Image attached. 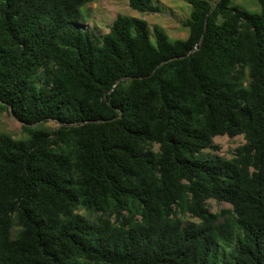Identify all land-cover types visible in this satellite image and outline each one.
Wrapping results in <instances>:
<instances>
[{
    "label": "trees",
    "instance_id": "trees-1",
    "mask_svg": "<svg viewBox=\"0 0 264 264\" xmlns=\"http://www.w3.org/2000/svg\"><path fill=\"white\" fill-rule=\"evenodd\" d=\"M255 1L187 0L172 40L125 15L96 36L80 25L94 0H0V110L27 135L0 134V264H264ZM222 136L246 141L232 159L205 153Z\"/></svg>",
    "mask_w": 264,
    "mask_h": 264
},
{
    "label": "rangeland",
    "instance_id": "rangeland-1",
    "mask_svg": "<svg viewBox=\"0 0 264 264\" xmlns=\"http://www.w3.org/2000/svg\"><path fill=\"white\" fill-rule=\"evenodd\" d=\"M211 3L217 0H208ZM234 4L253 11L260 10L255 0H233ZM155 5L160 7L158 13H140L130 8L129 0H94L87 4L82 12L84 17L80 25L88 29L96 36L102 37L109 33L113 22L120 15L135 17L146 20L153 32L155 27L163 28L172 40L186 39L188 29L183 23L190 19L192 6L187 0H154ZM41 128L51 131L57 130L60 124L56 121H47L40 125ZM0 134L13 137L16 140H25L27 135L23 131V125L17 121L9 110H0ZM246 143L243 136L229 138L227 136L216 137L213 141L214 149H207L205 153L220 156L226 159L235 157L236 150ZM207 206L212 213L221 214L223 211H231L232 206L227 203H220L209 200ZM78 214L85 216L91 221L97 219L96 214H90L84 209H79ZM185 222H196L191 216L183 217Z\"/></svg>",
    "mask_w": 264,
    "mask_h": 264
}]
</instances>
